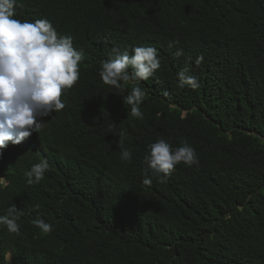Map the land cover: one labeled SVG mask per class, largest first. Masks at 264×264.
I'll return each mask as SVG.
<instances>
[{
  "label": "trees",
  "instance_id": "16d2710c",
  "mask_svg": "<svg viewBox=\"0 0 264 264\" xmlns=\"http://www.w3.org/2000/svg\"><path fill=\"white\" fill-rule=\"evenodd\" d=\"M14 18L50 20L84 55L64 109L0 150V215L23 212L18 233L0 225V264H264V0H19ZM137 46L157 49L153 76L103 83L113 49ZM184 69L198 88L178 86ZM133 87L142 118L124 104ZM161 138L199 164L145 185Z\"/></svg>",
  "mask_w": 264,
  "mask_h": 264
},
{
  "label": "clouds",
  "instance_id": "9594fccd",
  "mask_svg": "<svg viewBox=\"0 0 264 264\" xmlns=\"http://www.w3.org/2000/svg\"><path fill=\"white\" fill-rule=\"evenodd\" d=\"M18 3L19 0H0V150L9 142L20 144L42 128L44 117L64 109L62 93L79 80V65L84 55L82 50L74 48L73 37L58 34L50 20L14 18ZM202 59L197 57L195 63L200 64ZM159 68L160 59L154 47L137 46L132 48L131 54L128 50L113 49L112 58L102 63L99 76L106 85L120 88L121 82L149 79ZM177 77L181 88L185 85L193 89L199 87L197 78L187 69L177 73ZM144 96L142 88L133 87L124 97V104L130 106L133 117H143L139 106ZM131 158L132 154L123 149L121 159L130 161ZM143 163L146 165L143 183L150 185L152 176L166 183L177 165L192 167L199 164V159L186 140L173 149L161 138L147 145ZM48 168L47 159L34 164L25 173L27 183L42 180ZM22 215V210L11 205L6 214L0 215V225L10 233H18L17 221ZM32 224L44 234L53 230L50 223L40 218L33 219Z\"/></svg>",
  "mask_w": 264,
  "mask_h": 264
},
{
  "label": "rangeland",
  "instance_id": "374dc122",
  "mask_svg": "<svg viewBox=\"0 0 264 264\" xmlns=\"http://www.w3.org/2000/svg\"><path fill=\"white\" fill-rule=\"evenodd\" d=\"M8 259H9V261H10V254H8Z\"/></svg>",
  "mask_w": 264,
  "mask_h": 264
}]
</instances>
